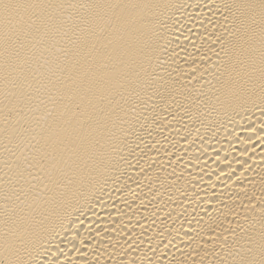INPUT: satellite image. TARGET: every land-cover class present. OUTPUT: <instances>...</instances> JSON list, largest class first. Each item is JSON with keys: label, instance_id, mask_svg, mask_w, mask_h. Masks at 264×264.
I'll list each match as a JSON object with an SVG mask.
<instances>
[{"label": "bare ground", "instance_id": "obj_1", "mask_svg": "<svg viewBox=\"0 0 264 264\" xmlns=\"http://www.w3.org/2000/svg\"><path fill=\"white\" fill-rule=\"evenodd\" d=\"M0 264H264V0H0Z\"/></svg>", "mask_w": 264, "mask_h": 264}]
</instances>
